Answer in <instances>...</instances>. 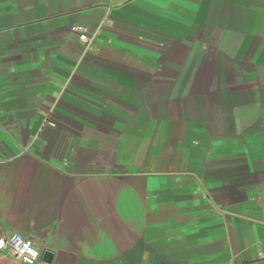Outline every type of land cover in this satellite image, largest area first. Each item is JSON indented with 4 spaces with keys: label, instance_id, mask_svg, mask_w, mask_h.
Listing matches in <instances>:
<instances>
[{
    "label": "crops",
    "instance_id": "0c3cea01",
    "mask_svg": "<svg viewBox=\"0 0 264 264\" xmlns=\"http://www.w3.org/2000/svg\"><path fill=\"white\" fill-rule=\"evenodd\" d=\"M0 223V264H264V0H0Z\"/></svg>",
    "mask_w": 264,
    "mask_h": 264
},
{
    "label": "built area",
    "instance_id": "2783aa9c",
    "mask_svg": "<svg viewBox=\"0 0 264 264\" xmlns=\"http://www.w3.org/2000/svg\"><path fill=\"white\" fill-rule=\"evenodd\" d=\"M103 24H109V21L104 19ZM94 35H88L84 30L80 35V40L86 42L87 45L94 39ZM22 233L16 231H7L0 223V251H7L14 256L16 260H23L24 258H37V248L35 243L28 244L25 248L21 247L18 243L22 239Z\"/></svg>",
    "mask_w": 264,
    "mask_h": 264
},
{
    "label": "water",
    "instance_id": "95a60500",
    "mask_svg": "<svg viewBox=\"0 0 264 264\" xmlns=\"http://www.w3.org/2000/svg\"><path fill=\"white\" fill-rule=\"evenodd\" d=\"M53 257H54V253L52 251H50V250H46L43 253V260L46 261V262H51Z\"/></svg>",
    "mask_w": 264,
    "mask_h": 264
},
{
    "label": "bare ground",
    "instance_id": "6f19581e",
    "mask_svg": "<svg viewBox=\"0 0 264 264\" xmlns=\"http://www.w3.org/2000/svg\"><path fill=\"white\" fill-rule=\"evenodd\" d=\"M18 243L23 248H25L28 245V243L23 238L20 241H18Z\"/></svg>",
    "mask_w": 264,
    "mask_h": 264
},
{
    "label": "rangeland",
    "instance_id": "374dc122",
    "mask_svg": "<svg viewBox=\"0 0 264 264\" xmlns=\"http://www.w3.org/2000/svg\"><path fill=\"white\" fill-rule=\"evenodd\" d=\"M22 236H23L22 238L25 239V241H26L28 244H32V243H31V239H30V237H29L28 235H25V234L22 233ZM35 246H36V245H35Z\"/></svg>",
    "mask_w": 264,
    "mask_h": 264
}]
</instances>
